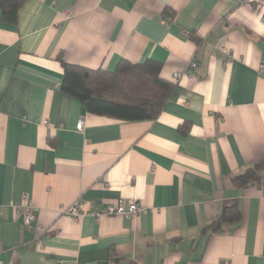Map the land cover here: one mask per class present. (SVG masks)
<instances>
[{"label": "crops", "instance_id": "1", "mask_svg": "<svg viewBox=\"0 0 264 264\" xmlns=\"http://www.w3.org/2000/svg\"><path fill=\"white\" fill-rule=\"evenodd\" d=\"M58 56L106 72L152 60L174 89L152 120L89 114L61 92ZM262 63L243 0H21L15 23L0 11V264H264ZM248 169L259 182L234 184ZM122 198L146 211L63 214ZM231 207L239 219L209 234Z\"/></svg>", "mask_w": 264, "mask_h": 264}, {"label": "trees", "instance_id": "2", "mask_svg": "<svg viewBox=\"0 0 264 264\" xmlns=\"http://www.w3.org/2000/svg\"><path fill=\"white\" fill-rule=\"evenodd\" d=\"M21 0H0L1 20L15 23ZM62 67L61 92L86 106L89 114L126 122L152 120L161 112L174 86L160 78L161 65L148 60L140 64L122 61L114 72L91 70L70 65L57 57ZM259 182L254 169H248L233 179L239 187ZM239 219L234 207L227 208L206 230L222 232V225Z\"/></svg>", "mask_w": 264, "mask_h": 264}, {"label": "built area", "instance_id": "3", "mask_svg": "<svg viewBox=\"0 0 264 264\" xmlns=\"http://www.w3.org/2000/svg\"><path fill=\"white\" fill-rule=\"evenodd\" d=\"M244 3L249 5L253 10L258 12L259 20L261 24L264 26V0H243ZM196 67V63L194 61H190L187 70H192ZM260 71L264 72V63L260 65ZM184 73H176L172 77L173 79L179 80ZM48 126V124H46ZM78 131L83 129V120H79L76 126ZM146 210L140 207L132 200L118 199L114 205L109 207H104L101 212H93L85 209V204L82 200H76L71 205L66 207L63 210V214L71 216L74 220H79L86 216L91 217L96 222L99 220L101 216L105 215H116L123 218H135L138 214L144 213ZM23 224L25 226H29L34 218L33 209L26 207L22 213ZM222 264H228L227 262H223Z\"/></svg>", "mask_w": 264, "mask_h": 264}]
</instances>
